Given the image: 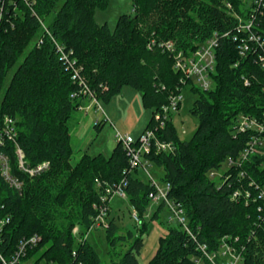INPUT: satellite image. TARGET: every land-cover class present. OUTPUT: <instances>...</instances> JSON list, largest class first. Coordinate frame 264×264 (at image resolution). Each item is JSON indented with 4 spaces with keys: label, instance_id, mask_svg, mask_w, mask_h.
Masks as SVG:
<instances>
[{
    "label": "trees",
    "instance_id": "trees-1",
    "mask_svg": "<svg viewBox=\"0 0 264 264\" xmlns=\"http://www.w3.org/2000/svg\"><path fill=\"white\" fill-rule=\"evenodd\" d=\"M227 1L243 15L241 0H131L132 13L120 15L110 30L95 20L96 10H104L109 0H29L30 5L15 0V10L12 0H0V120L8 116L16 121L28 166L49 163L46 171L29 177L17 171L13 145H6L12 173L23 181V188L17 192L0 178V205L9 216L3 248L37 234L41 243L27 256L33 264H104L85 238L104 187L125 180L122 199L140 220L152 205L149 194L154 187L137 175L138 170L129 172L119 143L108 157L83 154L71 163L68 123L88 100L72 96L79 89L72 69H78L98 102H108L128 86L140 92L143 107L153 114L181 87L173 56L161 44L173 41L177 51L190 54L213 33L234 32L236 19L226 9ZM55 43L67 61L60 59ZM215 57L211 88L191 87L198 95L190 109L198 120L192 137L179 139L171 120L160 137L172 142L175 151L145 156L162 169L161 181L170 185L168 198L183 208L191 231L178 224L168 227L146 264H196L200 245L215 252L224 237L238 238L242 264H264V216L258 210L263 204L257 198L264 189V147L241 167H226L218 181L210 177L222 171L228 159H237L250 139L249 133H235L237 118L263 116L264 70L253 58L240 57L230 36L220 38ZM246 190L251 194L247 202L242 194ZM236 191L241 196L233 200ZM162 207L157 204L155 211H148L150 219L157 218ZM107 220L108 264H139L142 237H135L119 255L115 246L132 240L133 232L117 236L115 219L108 214ZM145 226L141 223V235ZM75 227L84 237L80 242Z\"/></svg>",
    "mask_w": 264,
    "mask_h": 264
},
{
    "label": "built area",
    "instance_id": "built-area-1",
    "mask_svg": "<svg viewBox=\"0 0 264 264\" xmlns=\"http://www.w3.org/2000/svg\"><path fill=\"white\" fill-rule=\"evenodd\" d=\"M20 1L27 5L31 4L29 0ZM241 1L243 15H239L234 11L233 4L230 1L225 3L228 12L236 19L234 32H227L221 36L218 35V33H213L209 39L190 54H184L182 51H177L173 41L165 42L163 45L161 44V47L164 46L173 56V69L181 75V87L175 92L169 94L168 104L162 106L152 114L150 125L137 138H133L127 134L122 135L117 131L114 133L116 142L121 144L127 156L129 172L140 170L150 178L154 187V191L149 194L151 203L154 205L161 203L164 204L169 213L167 218L168 221L175 222L190 235L191 231L188 228L183 208L180 205L174 204L168 198L170 185L165 184L163 188H160L154 183L149 173V167L151 164L145 159V156L152 151L156 153H172L175 151L174 144L163 140L160 137V133L166 128L167 123L172 120L171 115L178 112L182 101L181 90L184 86L191 84L197 86L201 90H209L211 88V74L214 71L216 60L215 51L219 47L220 38L230 36L239 56L253 58L255 63L264 70V0ZM11 3L13 4V10H15L17 6L15 0H12ZM2 8L0 10V21L2 17ZM56 47L60 59L67 61V56L61 46L56 44ZM73 63L74 62H71L70 66L73 67ZM72 79H78L79 85L78 92L72 96H82L89 100L91 106L94 105L96 109H99V102L96 100L93 93L87 88L84 81L79 78L78 69L75 67L72 69ZM245 84L248 85L247 80ZM85 109L87 110L88 108H84L83 106L79 107V110ZM98 123L99 122H96L95 124ZM234 131L236 134L249 133L250 139L237 159H228L226 161L227 168H239L252 154L262 153L264 147V114L261 118L240 115L235 122ZM8 143L13 145L15 160L17 163L16 169L20 173L26 174L29 177H34L46 171L49 168V163L44 161L35 167L28 166L25 161L24 152L18 144L16 121L8 116H4L0 120V178L9 188L21 192L23 181L12 173L10 159L7 150L5 149ZM216 175L219 176V179L223 176V174H220L218 171L210 173L212 179H214ZM241 175L243 176L244 174L241 173ZM125 186L126 181L122 180L115 186L108 185L104 187L103 193L100 196V202L93 205L96 215L93 218L92 225L88 232L95 229L107 228L110 202L114 197L125 198ZM249 186H254V184L251 182ZM243 193L247 202V199L251 197V194L248 190L242 192V194ZM257 194V198L261 200L263 204L258 210L262 212L264 216V189L259 190ZM240 196L241 192L236 191L233 193L232 199L236 200ZM255 200L256 198H253V202ZM2 211L3 206L0 205V264H33L34 259H29L27 256L29 251H32L41 243V236L33 234L31 236L22 237L17 240L13 248H3V233L5 227L9 223V216L3 214ZM131 217L135 223H140L136 211L132 210ZM237 241L238 238L232 240L231 237H224L220 240L219 249L215 252H210L205 245H200L199 250L201 255L195 263L242 264V251L236 246ZM218 258H221V261H218Z\"/></svg>",
    "mask_w": 264,
    "mask_h": 264
},
{
    "label": "rangeland",
    "instance_id": "rangeland-1",
    "mask_svg": "<svg viewBox=\"0 0 264 264\" xmlns=\"http://www.w3.org/2000/svg\"><path fill=\"white\" fill-rule=\"evenodd\" d=\"M132 13L131 0H109L104 10H96L95 20L99 25L107 24L110 30H113L118 17L122 14ZM193 85L188 84L181 90L182 101L177 113L171 115L173 125L176 128L179 139L189 140L195 132L198 120L190 113V109L197 99L198 95L191 91ZM91 105V103L89 102ZM92 105L87 113L78 110L70 119L69 133L71 137V146L73 154L71 163L74 165L83 154L94 156L102 154L108 157L112 149L117 144L114 133L119 132L122 135H130L137 138L143 130L148 127L152 117V110L145 109L141 102V94L134 88L125 86L121 92L113 96L108 102L99 101V109ZM85 108V106L83 105ZM105 118L98 128L95 122ZM221 174L226 165L223 164ZM149 173L154 183L160 187H164L161 181L163 171L157 166L151 165ZM142 180L149 181L150 178L140 170L137 174ZM214 180H219L216 175ZM109 216L115 219L118 231L116 235L126 236L128 231L133 232L134 238L124 242H118L115 246L116 252L120 255L126 252L130 244L133 243L135 237L141 236L143 246L137 256L139 264H146L154 256L159 238L165 233L168 227H177L175 222H167L169 213L164 206L158 213L157 218L150 219L148 211H155L157 205L150 204L147 213L142 216L140 223L136 224L129 209V205L125 199L114 197L110 202ZM141 223H145V232L141 235L139 232ZM73 234L77 242H80L82 234H79L78 227H75ZM86 235V234H85ZM84 235V236H85ZM87 241L95 248L101 261L104 264L110 263V246L107 242L104 229H95L87 233ZM230 244V242H229ZM231 245V244H230ZM220 253V252H219ZM221 261V258H218ZM223 261V260H222Z\"/></svg>",
    "mask_w": 264,
    "mask_h": 264
},
{
    "label": "crops",
    "instance_id": "crops-1",
    "mask_svg": "<svg viewBox=\"0 0 264 264\" xmlns=\"http://www.w3.org/2000/svg\"><path fill=\"white\" fill-rule=\"evenodd\" d=\"M83 105H84L86 108H88V109H87V110L85 109V110H83V111H81V112H83V113L86 114L87 111L90 110L92 106L89 104V101H88V100L83 101L82 106H83ZM93 107H94V106H93ZM104 121H105V118H102V119H100V120H98V121H96V122H104ZM96 122H95V123H96ZM172 122H173V121H172ZM143 131H144V130H143ZM143 131H142V132H143ZM142 132H141V133H142ZM138 136H139V135H138Z\"/></svg>",
    "mask_w": 264,
    "mask_h": 264
},
{
    "label": "bare ground",
    "instance_id": "bare-ground-1",
    "mask_svg": "<svg viewBox=\"0 0 264 264\" xmlns=\"http://www.w3.org/2000/svg\"><path fill=\"white\" fill-rule=\"evenodd\" d=\"M181 76V75H180Z\"/></svg>",
    "mask_w": 264,
    "mask_h": 264
}]
</instances>
